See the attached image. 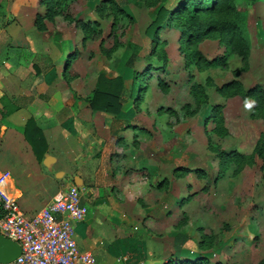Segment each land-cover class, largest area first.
Returning <instances> with one entry per match:
<instances>
[{
    "label": "crops",
    "instance_id": "crops-1",
    "mask_svg": "<svg viewBox=\"0 0 264 264\" xmlns=\"http://www.w3.org/2000/svg\"><path fill=\"white\" fill-rule=\"evenodd\" d=\"M175 1L159 4L171 9ZM0 4V19H4L0 96L18 106L0 116V171L9 172L6 187L17 195L25 214L34 213L72 182L85 193L82 203L90 206L84 218L73 223V237L79 248L93 254L95 264H234L232 248L246 247V165L236 173L232 162L219 170L207 136L222 149L246 153V129L229 126L226 117L239 109H226L225 97L204 85L207 101L186 113L182 105L187 103L192 110L194 101L191 81L185 78L182 84L187 85L188 95L180 107L167 92L182 86L172 79L166 91L149 90L145 84L142 108L132 111L130 89L143 69L116 60L107 68L100 40L84 38L73 21H93V13L84 18L76 12H67L68 17L56 13L51 19L43 17L44 29H38L33 22L35 13L43 12L38 0H0ZM164 26L179 37L178 28L165 21L160 28ZM96 32L100 35L99 27ZM209 39H202L199 47L208 45ZM163 49L166 60L161 70L174 72L170 75L179 79L184 71L182 54L178 48ZM176 65L178 69H172ZM233 68L239 67L230 65L228 58L227 67H209L204 72L218 85L219 80L233 77ZM98 72L122 77L121 107L116 114L92 112L85 102ZM240 73L236 76L246 85ZM127 82L129 94L123 99ZM244 101L238 95L228 98V103L241 109ZM219 102H223L226 128L222 136L210 130L208 118L211 105ZM179 110L184 117L173 119ZM159 111H167L162 119ZM119 112L125 117H119ZM27 116L34 118L47 142L39 162L21 133ZM202 234L210 236L208 245L200 244ZM244 258L237 264H246Z\"/></svg>",
    "mask_w": 264,
    "mask_h": 264
},
{
    "label": "rangeland",
    "instance_id": "rangeland-1",
    "mask_svg": "<svg viewBox=\"0 0 264 264\" xmlns=\"http://www.w3.org/2000/svg\"><path fill=\"white\" fill-rule=\"evenodd\" d=\"M232 1L244 15L243 23L249 43V54L246 60V65L242 68L241 62L239 61L240 58L235 54H233L234 57H228L229 63L232 66H234V64L238 65L239 71L241 72L240 75L246 82V85H243L244 87H249L254 83H259L264 90V0ZM100 2L101 0H65V2L60 6L59 11L60 13L64 14H67V12L69 14L76 12L83 18L91 15V13L94 14L96 18L95 20H85L89 25L91 24V26L88 25V32L92 31L93 33H91L92 35L88 36L90 38H94L93 40H95V42L97 39L100 40V44L104 48L103 51H101L103 58L108 60V65L106 63L107 68L110 65L109 62H114V60L119 61L123 65L127 64V61L130 59V54H132L133 56L131 57V62L129 61V65H133L139 70L144 69L145 74L142 73L141 75L137 76L134 79V84H132L130 89V99L134 103L131 104L132 111L139 107L142 108V99L147 97V91L145 92L143 87L145 84L148 88L152 87L154 90L159 88L157 85V78L163 79L166 84L167 81L171 82L173 81L172 79H174L175 84L180 83V85H182L180 87L170 88V90L167 91L169 92L170 98L174 101V104L176 105L175 107H180L181 103L185 101V98L188 95L187 85L185 87V85L182 84L185 78H188L187 81H191L190 84L192 82H198L195 81L193 77L203 82L207 79V77H209L208 74L206 75L204 72L207 68H221V66H209L198 71L196 66L191 64L186 68L184 66L183 74L179 79H176V76L170 75L174 73L173 70L171 71L173 73H170L169 71L166 72V70H161L163 68L160 66L161 61L159 58L152 56L149 53V47L151 46L150 37L153 35V32L150 31L146 35L144 28L154 15L156 4L164 3L166 0H158V2L152 6H146L140 0H124L121 5L123 13L117 14L112 27V11L107 4L102 5ZM168 2L170 5H172L174 0H168ZM2 5L3 4H0L1 8ZM96 7L97 9H100L99 12L96 10ZM3 21L4 19H0V25ZM97 27H99L101 31L100 35H98V32H96L94 35ZM156 34L157 35L155 37L161 41V45L165 47V50L167 49L169 52H174V50L177 49L176 47L178 45V38L175 30L168 29L164 26L158 29ZM207 42L208 45H204L203 43L201 48L198 44V48L203 55L209 54L210 57H212V55H220L223 52L224 47L217 41V39L212 38ZM209 51H211V53H209ZM233 60H235V63ZM147 61H150V65L153 64V66L149 68L150 70L147 68ZM178 67L179 65H176L172 67V69H178ZM188 74H190V76H188ZM220 77L222 76L220 75ZM236 78L238 77L236 76ZM219 81L222 83L221 80ZM209 85V90L215 93L216 90L213 86L216 84L212 82ZM166 90L167 86L163 91ZM128 92L129 84L127 82L126 88L122 95L123 99H126V96L129 94ZM229 97L231 96H226L224 98L226 102V109H230L231 107L235 106V108L239 109V111L233 112L234 110H232L227 112L228 115L226 114V117L228 125L236 128L246 129V153H249L251 151L250 147L253 143L254 135L256 134L257 129H262L259 134L264 133V106L255 107L252 99L245 98L246 101H244L241 109L232 103H228ZM223 102H219L222 107ZM246 103L250 104L251 107H246ZM181 112L182 110L178 111L179 115L173 113L172 118L178 120L177 117H184L182 116ZM166 113H160L159 111V118L162 119ZM118 116L125 117V115L121 112L118 113ZM256 118L261 119V121H257ZM173 119L172 122H175ZM173 135L174 133L172 134V138L174 137ZM1 150L2 149L0 148V152H2ZM0 155H2V153H0ZM260 162L261 158L254 156V161L250 165H246V247H244V245H236L234 249L232 248V251L230 252H234L233 257L236 260L234 264H237L238 261L242 262V260L245 259V256L246 264L255 263L264 255V170L259 168ZM67 181L71 182V178H68ZM84 194L82 196H84ZM86 207L88 209L90 208L88 204H86ZM241 232L242 231L240 230V234H242ZM244 252L246 255H244Z\"/></svg>",
    "mask_w": 264,
    "mask_h": 264
},
{
    "label": "trees",
    "instance_id": "trees-1",
    "mask_svg": "<svg viewBox=\"0 0 264 264\" xmlns=\"http://www.w3.org/2000/svg\"><path fill=\"white\" fill-rule=\"evenodd\" d=\"M124 0H101L100 4L108 5L112 11L111 27L116 19L117 14L123 13L121 8ZM146 6L155 5L158 0H140ZM65 0H38L43 6V12H36L34 16V25L38 29H44L42 18L51 19L56 13H60V6ZM96 10L97 9L96 7ZM64 16L68 17L65 13ZM243 13L235 6L232 0H176L171 9H167L162 4H156L154 15L144 28L147 35H151V46L149 53L158 57L161 61V68H164L166 55L162 47L161 41L155 36L161 24L165 21L168 25H172L179 29L178 51L182 54L185 67L194 64L198 71L209 66L225 67L228 63V57L235 54L240 58L241 68L246 65L249 54V43L245 33ZM69 19L72 20L71 17ZM83 32V37L92 35V31L88 32V22L80 19L74 20ZM92 33V34H91ZM96 31L94 32L95 35ZM204 38H213L223 45L224 49L220 55H214L210 58L205 57L198 48V43ZM100 45V51L103 47ZM156 54V55H155ZM127 61L131 62V57ZM130 61V62H129ZM147 68L152 67L149 62L146 63ZM150 65V66H149ZM239 68L231 70L233 77L215 85V90L222 96L239 95L242 99L251 98L255 107L264 106V90L259 83H254L249 87H244L240 80L236 78ZM143 74L145 71L143 69ZM138 74L136 73V76ZM190 76V74H188ZM204 82V83H203ZM203 82H192L189 86V93L193 97L194 107L189 110L188 104L182 105L186 113L196 110L200 103L207 101L204 91V85L211 84L210 77ZM157 85L160 90L166 89V83L163 79L157 78ZM123 88L122 77L119 74L114 76H106L102 72H98L95 78L93 88L85 99L87 106L92 112L99 111L108 114H116L121 107V93ZM17 105L10 102L5 96H0V116H5L17 109ZM222 106L214 103L210 107L208 118L212 122L210 130L218 136L226 133L223 124ZM168 111L171 109L167 108ZM264 115V114H263ZM23 138L29 144L35 159L39 162L46 150L47 142L45 136L36 124L32 116H27L21 126ZM207 147L215 153L218 159V168L223 170L229 162L234 163L233 172L236 173L244 165H250L254 161V156L261 158L259 168L264 170V133H260L256 138L252 149L249 153H242L236 150H224L216 143L210 141L207 136ZM209 235H201L200 244L208 245ZM257 264H264V257Z\"/></svg>",
    "mask_w": 264,
    "mask_h": 264
},
{
    "label": "built area",
    "instance_id": "built-area-1",
    "mask_svg": "<svg viewBox=\"0 0 264 264\" xmlns=\"http://www.w3.org/2000/svg\"><path fill=\"white\" fill-rule=\"evenodd\" d=\"M8 178V171H0V234L17 242L20 252L0 264H95L93 254L79 248L73 237V223L86 214L76 184L69 183L27 215L6 187Z\"/></svg>",
    "mask_w": 264,
    "mask_h": 264
},
{
    "label": "water",
    "instance_id": "water-1",
    "mask_svg": "<svg viewBox=\"0 0 264 264\" xmlns=\"http://www.w3.org/2000/svg\"><path fill=\"white\" fill-rule=\"evenodd\" d=\"M78 179H75L77 182ZM20 247L17 242L0 234V262H6L17 256Z\"/></svg>",
    "mask_w": 264,
    "mask_h": 264
},
{
    "label": "clouds",
    "instance_id": "clouds-1",
    "mask_svg": "<svg viewBox=\"0 0 264 264\" xmlns=\"http://www.w3.org/2000/svg\"><path fill=\"white\" fill-rule=\"evenodd\" d=\"M246 107H249V108H250V107H251V105L246 103Z\"/></svg>",
    "mask_w": 264,
    "mask_h": 264
}]
</instances>
